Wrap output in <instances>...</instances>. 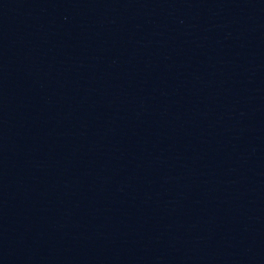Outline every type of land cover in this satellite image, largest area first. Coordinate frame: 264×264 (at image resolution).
Listing matches in <instances>:
<instances>
[{
  "label": "water",
  "instance_id": "water-1",
  "mask_svg": "<svg viewBox=\"0 0 264 264\" xmlns=\"http://www.w3.org/2000/svg\"><path fill=\"white\" fill-rule=\"evenodd\" d=\"M0 264H264V0H0Z\"/></svg>",
  "mask_w": 264,
  "mask_h": 264
}]
</instances>
